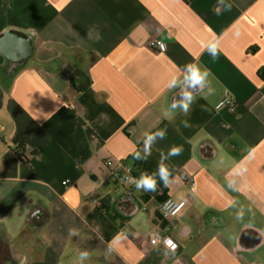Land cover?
Masks as SVG:
<instances>
[{
	"label": "crops",
	"instance_id": "crops-1",
	"mask_svg": "<svg viewBox=\"0 0 264 264\" xmlns=\"http://www.w3.org/2000/svg\"><path fill=\"white\" fill-rule=\"evenodd\" d=\"M188 65L212 75L194 86ZM260 71L264 0H0V264H264ZM224 91L234 111L215 109ZM106 159L130 168L128 195ZM166 198L186 201L160 224L172 251L147 242Z\"/></svg>",
	"mask_w": 264,
	"mask_h": 264
},
{
	"label": "built area",
	"instance_id": "built-area-1",
	"mask_svg": "<svg viewBox=\"0 0 264 264\" xmlns=\"http://www.w3.org/2000/svg\"><path fill=\"white\" fill-rule=\"evenodd\" d=\"M189 1V0H185ZM149 46L155 50L165 51L166 47L164 44H156L154 42H149ZM228 108L231 111L236 109V100L228 92L224 91L220 100L216 103L215 109ZM104 166L107 167L111 175L115 178L114 191L123 192L124 194H129L128 183L133 181V176L130 168L122 165L120 162H114L112 159H106L104 161ZM120 172V173H119ZM183 181L188 183L191 188L195 186L192 177L185 175L183 176ZM62 185H66V181L62 182ZM186 201H175L171 198H166L160 205L158 209V218L155 228L148 234L147 242L149 246L162 245L168 250H173L170 245L166 243L167 240H171L176 246L177 243L169 235L162 234L160 230V224L164 221H169L176 217L177 214L185 207Z\"/></svg>",
	"mask_w": 264,
	"mask_h": 264
},
{
	"label": "clouds",
	"instance_id": "clouds-1",
	"mask_svg": "<svg viewBox=\"0 0 264 264\" xmlns=\"http://www.w3.org/2000/svg\"><path fill=\"white\" fill-rule=\"evenodd\" d=\"M226 8L230 10L231 4H227ZM218 48H219L218 42L212 43V44H209L206 46L208 53L213 57V59H215L216 56L218 55ZM187 67L189 69V76L187 77V79L194 86L203 84L204 81L206 80V78L208 76L212 75V73L210 72L209 69H205L203 72H201V70L198 67H193L192 65H188ZM192 102H193V97L191 96V94L185 93V96L183 98V102L176 104L175 107L180 108L185 114H187V112L190 109V105ZM165 136H166V129H158L154 133L146 134V137L144 140L146 154L144 156H141L139 153H136L133 156V159H135V160H146L147 156L150 155L151 144L153 142H155V140L157 138L164 139ZM181 152H182V147L173 146L169 149L168 155L169 156H176V155H179ZM158 171H159L160 180L164 181L165 184H167L168 177L170 176L169 170L167 168L160 167ZM234 171H243V170L234 169ZM135 187H136L137 191L143 190V191L154 192L157 189V181L153 177H146L142 174L141 178L139 180L135 181ZM166 243L168 245H170L173 250H175L176 245L170 239L167 240ZM88 257H89L88 251L84 250L81 253V257H80L81 261H83L84 259H87Z\"/></svg>",
	"mask_w": 264,
	"mask_h": 264
},
{
	"label": "trees",
	"instance_id": "trees-1",
	"mask_svg": "<svg viewBox=\"0 0 264 264\" xmlns=\"http://www.w3.org/2000/svg\"><path fill=\"white\" fill-rule=\"evenodd\" d=\"M258 77L264 82V71H260V72L258 73ZM70 84H71V89H72V91L76 93V92H81V91L86 90V89L89 87V84H90V83H89L87 77H86L84 74L79 73V74H77V75H75V76H73V77L71 78ZM20 149H21V148H20ZM16 153H17L18 156H19L20 158H22L24 161L26 160L22 155H20V154L18 153V151H16ZM32 154H34V153H32ZM2 241H3V240H2ZM0 245H1L2 247L6 248L5 244L2 243L1 241H0Z\"/></svg>",
	"mask_w": 264,
	"mask_h": 264
},
{
	"label": "water",
	"instance_id": "water-1",
	"mask_svg": "<svg viewBox=\"0 0 264 264\" xmlns=\"http://www.w3.org/2000/svg\"><path fill=\"white\" fill-rule=\"evenodd\" d=\"M37 213H38V210H34V211L32 212V215H31V216H35Z\"/></svg>",
	"mask_w": 264,
	"mask_h": 264
}]
</instances>
